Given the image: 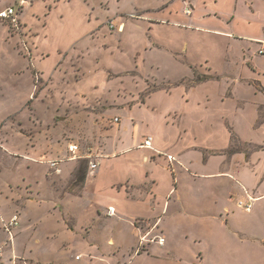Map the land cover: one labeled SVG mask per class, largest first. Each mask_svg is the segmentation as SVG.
<instances>
[{"label":"rangeland","instance_id":"374dc122","mask_svg":"<svg viewBox=\"0 0 264 264\" xmlns=\"http://www.w3.org/2000/svg\"><path fill=\"white\" fill-rule=\"evenodd\" d=\"M29 1H32L29 6L16 16L17 29L8 21H0V145L6 152L23 154L28 142L33 146L37 139L56 132L65 134L73 128L76 136L71 141L79 146L80 154L94 156L101 153L98 148L108 139L103 131L113 129L110 131L113 135L114 129H118L114 119L119 122L124 119L125 123L126 117H131L128 124L134 123L141 137H155L163 148L170 145L182 150L196 143L223 149L229 139L232 144L223 151L227 156L250 151L234 134L229 131L226 134L221 125L216 131L208 130L205 124L195 127L199 119L220 122L218 117L194 115L187 117V124L179 128L176 122L171 126L175 117L166 121L164 114L160 116L146 106L140 108L148 94L161 87L155 86L147 74L156 79L171 74L168 49L178 51L187 43L189 48L208 52L213 62L222 61L221 40L175 23L188 22L186 9L194 12V17L197 9L203 14L217 10L224 17L233 11L230 0H219V7L212 0ZM16 3L18 0H0V11ZM146 15L155 19L147 22L143 18ZM156 18L162 20L155 22ZM121 22L126 26L122 35L117 34ZM209 22L214 24L207 20L202 25ZM110 23L114 27L110 28ZM153 42L157 47L143 56V45L150 46ZM63 57L65 62L57 65ZM155 62L161 64L159 69ZM131 109L132 112L128 111ZM5 156L0 161V215L3 218L17 215L19 225L10 240L0 223V264H10L12 260L17 264H85L90 261L87 242L96 235L97 229L93 228L102 224L105 230L96 233L105 260L93 263L114 264L117 258L121 259V255L114 257L110 252L111 245H107L110 238L123 248L135 242L133 235L117 223L120 220L105 221L106 214L99 218L88 206L80 204L82 175L88 173V159L75 161L73 167L65 164L56 175L48 167L43 173L42 166L28 164L19 155L12 161ZM126 160L103 163L100 170L111 175L117 172L116 165L127 164ZM216 160L219 159H213L208 171L214 168ZM254 180L246 181L252 197L264 193V181L259 177ZM226 182L220 178L196 181L199 209L204 215L185 211L189 214L188 221L197 222L198 226L186 223L184 230L179 224L172 225L173 249L159 248L156 258L166 264L172 258L181 259L180 264H185L194 254L192 244L182 234L186 231L187 235L202 239L199 247L205 256L203 264H264V200L257 202L264 198L254 201L235 198L232 202L229 195H233L230 191L234 188ZM218 185H223L220 190L216 189ZM38 188H44L40 196ZM217 192L228 194L225 199L232 210L229 216L221 213L224 198ZM248 204L253 209L245 213ZM171 213L163 215L162 220ZM133 223L136 227L145 225L141 220ZM159 224L154 226L153 234L163 233L161 225L165 227V223ZM79 254L83 256L74 259ZM144 263L136 259L130 264Z\"/></svg>","mask_w":264,"mask_h":264},{"label":"crops","instance_id":"0c3cea01","mask_svg":"<svg viewBox=\"0 0 264 264\" xmlns=\"http://www.w3.org/2000/svg\"><path fill=\"white\" fill-rule=\"evenodd\" d=\"M211 2L219 4V0ZM230 3L234 4L233 11L224 17L220 16L221 14L217 13V10L203 14L201 9H197L196 17H194V12L189 11L190 15H185L183 12L186 17H189L187 18L188 22L181 20L180 23H175L190 27L194 32L221 40L224 43V46L221 47L222 61L213 62L208 52L193 47L189 48L187 43L184 44V47H179L178 51L168 49L167 52L170 56L167 59L173 70L171 69L169 75L166 69L167 76L162 79H156L146 73L155 86L161 87L150 92L140 108L146 106L148 110L154 113L158 112L160 116L162 113L165 115L166 121L175 117L176 119H172L171 126H174L176 122L179 128L187 124V117L194 115L218 117L221 123L218 121L205 122V120L199 119L195 127L199 128L205 124L208 130L216 131L218 130L217 126L221 125L222 129L226 130V134L227 131L234 134L239 143L250 147V151L237 152L227 156L223 151L232 144L233 140L229 139L225 140L223 149H215L211 146L203 147L196 143H191L183 147L182 150L170 145L163 148L152 136L149 137L151 138L150 147H145V139L139 135L134 123L133 125L128 124L131 117H126L125 123L124 119L119 122L115 118L118 120V123H115L118 125V129H114L113 135L110 133L113 129L104 130L108 139L104 140L101 143L103 146L98 148L101 153L94 156L90 154L89 158L85 154L81 155L85 158L66 161L69 157L67 148L71 143H74L71 138L76 136L73 128H70L65 134L56 132L44 136L43 139H37V144H33V146L31 142H28L27 151L23 154L13 150L6 152L7 149L0 145V161L3 160L2 157H6L5 155L10 157V161L19 155L28 164L42 166L43 173L46 172L49 161H62L60 163L61 170H63V165L73 167L75 161L80 160L88 159V163H98V167L94 171L88 169L83 181L80 204L88 206L92 212H95V216L98 214L99 218H103V214H106L105 221L115 218L120 220L117 223L123 227L124 231H129L135 240L134 243H129L124 248L116 246L111 238L107 241V245H111L110 252L114 253L113 256L121 255V259L117 258L114 264H130L136 259H142L144 264H166L164 260L156 258V252L159 248L172 251V225L179 224L184 230L186 223L190 226H198L197 222L188 221L189 214L185 211H190L195 216L198 212L203 214V211L199 209L197 180L220 178L227 181L226 185L230 182L233 185L231 187L234 188V191L232 189L230 191L233 195H229V198L233 197L232 202L235 198L244 200L248 198L253 201L264 198V193L252 197L246 186V181L251 178L258 181L259 177L261 182L264 181V55L257 54L260 42L264 41V0H230ZM217 6L219 7V5ZM143 18L147 19V22L155 19L149 15ZM160 20L162 19L156 18L155 22ZM207 20L214 24L210 25L209 22L207 26L202 25ZM119 26H122V29L120 32L117 31V34L122 35L126 26L123 22L119 23ZM150 46L143 45V56L146 57L149 52L155 49V46L157 47L154 42ZM65 59V57L61 58L57 65L63 64ZM155 64L159 69L158 66L161 64L158 62ZM195 98L197 99L195 100ZM126 111L123 110L124 113ZM128 111L132 112L133 110ZM42 134L43 132L39 135ZM110 137L112 139L109 142ZM38 145L39 148H36ZM93 157L96 161L92 159ZM216 158L219 160H216L214 168L208 171L207 168ZM122 159H125L127 164L116 165V174L104 175L101 172L100 168L103 163ZM259 170L261 171L258 173ZM41 175L44 182L46 179L43 174ZM185 183L188 187L185 186ZM222 186L218 185L216 189L220 190ZM43 189H37L39 196ZM217 193L220 198H224L221 213L229 216L232 210L225 199L228 194ZM248 205L250 206L249 211H245V213H250L253 209L250 204ZM191 206L193 208L190 210ZM109 209L114 211L112 216H108ZM169 212H172L170 216L162 220L163 215L166 217ZM0 213H2L1 204ZM184 216L186 217L184 218ZM9 218H3L0 215V223L1 220L7 221ZM136 220H141L145 225L136 227L133 223ZM163 222L165 227L164 224L161 225ZM228 222L226 221V224ZM158 224L162 226L163 233L153 234V228ZM200 225H204V222ZM104 227L106 228L105 224H102L98 227L100 229L93 228L97 229L94 230L96 235H93L89 242L86 241L90 261L85 264H95L93 262L105 260L97 240V233ZM182 234L194 248V254L188 257L185 264H203L205 256L199 247L202 243L200 236L187 235L186 231H183ZM145 235H148L146 239L163 237V246L145 241L141 243V239ZM168 237L170 243L167 242ZM139 250H142V253H139ZM168 250L167 253L171 254ZM79 256L83 255L79 254ZM181 262V259L172 258L169 264H180Z\"/></svg>","mask_w":264,"mask_h":264},{"label":"built area","instance_id":"2783aa9c","mask_svg":"<svg viewBox=\"0 0 264 264\" xmlns=\"http://www.w3.org/2000/svg\"><path fill=\"white\" fill-rule=\"evenodd\" d=\"M32 1L29 0H18V3H16L17 5H15L14 7H8L5 8L4 10L0 11V21H8L9 25H11L14 29L18 28V21L16 19V16H18V12H20L23 8L29 6V4ZM190 12L189 10H186V14L188 15ZM131 18H133L132 16H130ZM135 18V17H134ZM114 23H110V28L114 27L113 25ZM122 26L118 27L117 31H121ZM258 55L263 56L264 55V41L260 42V48L257 52ZM114 123H118L117 119H114ZM150 142H151V138L147 137L144 141V146L145 147H150ZM68 154L69 157L68 159H66V161L68 160H78V159H82L85 157H82L80 154V150H79V146L76 144L71 143L68 148ZM87 157H90V154L87 155ZM169 161H171V159L169 158ZM62 161H49L47 163L49 169L52 171L53 174H60L61 173V168H60V163ZM98 167V163L96 162H90L88 163V169L91 171H94L96 168ZM239 205L242 206V203H240ZM250 206H247V208L245 209L246 211H249ZM114 214V211L112 209L108 210V216H112ZM1 224H2V229L3 231L9 236V239L12 240L13 238V230L16 229L19 225V218L17 215H13L12 217L9 218V220L4 221L1 220ZM148 237V235H145L142 239H141V243L142 242H149V243H156L159 246H163L164 244V238L163 237H152L151 239H146ZM76 260L80 259V256H77L75 258ZM10 264H17L16 261L12 260L10 261ZM25 264V263H24Z\"/></svg>","mask_w":264,"mask_h":264},{"label":"trees","instance_id":"16d2710c","mask_svg":"<svg viewBox=\"0 0 264 264\" xmlns=\"http://www.w3.org/2000/svg\"><path fill=\"white\" fill-rule=\"evenodd\" d=\"M87 168H88V166H87ZM82 176H84L83 178L85 179L86 175L84 174V175H82ZM84 179H83V181H84Z\"/></svg>","mask_w":264,"mask_h":264}]
</instances>
